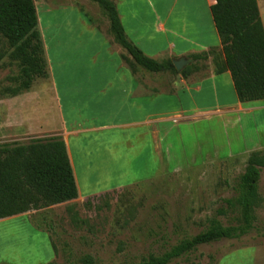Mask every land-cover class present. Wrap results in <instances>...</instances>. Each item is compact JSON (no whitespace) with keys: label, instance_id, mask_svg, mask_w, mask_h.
Instances as JSON below:
<instances>
[{"label":"rangeland","instance_id":"rangeland-1","mask_svg":"<svg viewBox=\"0 0 264 264\" xmlns=\"http://www.w3.org/2000/svg\"><path fill=\"white\" fill-rule=\"evenodd\" d=\"M35 1L38 26L50 65H56L57 60L55 33H59L64 42L62 45L66 47L93 48L103 45L87 30L89 28L82 22L83 14L76 12L68 3L81 8L88 19H96L101 22L100 25L108 26L107 31L111 35L109 22H105L106 17L97 3L89 0ZM130 1L122 0L119 7L130 34L133 30L129 4L136 9L140 19L139 31L143 32L151 23L163 20L169 14L171 5L172 9L175 7L179 11L182 2L134 0L132 4ZM260 2L263 4L264 0ZM260 2L258 0L264 21V7ZM178 16L181 20L184 15ZM171 20H175L174 11ZM204 26L206 30L205 23ZM12 50L0 33V98L6 97L5 88H16L18 85L15 78L19 75V63L11 58ZM200 65L199 75H204L212 63L205 61ZM163 75L155 77L159 81ZM40 81H37L39 87L43 88V81ZM159 87L163 88V85ZM232 87L217 83L213 86L206 80L201 94L196 95V102L202 107L216 108L232 100ZM216 92L218 98L213 95ZM261 103L264 104V101ZM191 105L189 103V107ZM166 106L176 104L170 106L167 103ZM193 116L187 122L177 123L174 119L169 122L164 142L168 147L166 161L148 160L147 153L142 152L133 161V155H126L123 147L105 155L107 161L103 167L110 175L94 182L93 192L97 194L108 186L121 185L110 192V198L95 196L91 205L86 204V199H74L0 221V264H43L49 260L48 246L47 249L44 247L45 234L35 232L31 224L48 231L56 248V257L48 264H83L82 258L86 255L94 258V264H133L206 230L212 219L225 226L238 225L241 222L240 211L235 206H229L226 200L236 197L235 186L245 171L251 151L264 153V109L243 118L218 111ZM30 140L0 145L25 144ZM113 158L117 161H112ZM80 184L85 194L86 186L81 180ZM259 194L257 221L249 234L239 239H222L199 245L196 250L169 264H223L227 260L236 264H264V168L261 170ZM70 204L75 205L79 214L77 223L71 220L66 210ZM222 208L225 213H220ZM236 254L247 255L239 261L232 256ZM250 254L253 259L248 258Z\"/></svg>","mask_w":264,"mask_h":264},{"label":"crops","instance_id":"crops-1","mask_svg":"<svg viewBox=\"0 0 264 264\" xmlns=\"http://www.w3.org/2000/svg\"><path fill=\"white\" fill-rule=\"evenodd\" d=\"M113 1L129 40L149 57L156 60L157 57H162L161 60L187 59L190 65L192 54L211 48L222 54L220 37L211 13V6L216 0H182L179 11L175 7L172 9L171 5L169 14L163 20L151 23L143 32L139 31L137 11L129 4L132 34L127 31L119 8L122 0ZM130 2L133 4L134 0ZM68 5L83 14L82 22L89 28L87 30L103 45L93 48L66 47L62 45L64 42L59 33H55L57 60L56 65H50L47 60L48 77L36 79L28 91L0 98V143L60 136L66 143L76 179L78 198L75 200H91L120 188L121 185L108 186L97 194L93 192V186H96L93 183L102 176L110 175L103 167L107 161L105 155L115 153L118 147H123L126 155L132 154L133 161L141 152L147 153L148 160L166 161L168 147L164 142L172 119L177 123L187 122L195 117L193 115L211 111L243 118L264 109L261 102L243 105L238 100L229 71L215 74L210 66L207 74L199 75L201 70H198L184 78L181 74L149 72L139 65H128L122 57L127 55L126 51L114 41L107 31L108 26L100 25L101 22L96 19L90 22L81 8L72 3ZM260 5L264 7V3L260 2ZM173 11L175 20L170 21ZM178 15H184L182 22ZM105 22L108 23L107 18ZM208 63H212L211 58ZM157 74H164L159 81L155 77ZM38 80L43 81V88L39 87ZM206 80L213 86L216 83L233 86L232 95L230 91L232 100L216 108L198 105L196 95L201 94ZM158 85H163V88ZM167 103L170 106L175 103L176 106L169 107ZM112 161L117 160L113 158ZM79 179L86 186L85 194ZM31 225L35 232L45 234L44 247L47 249L48 246L49 260L43 264H48L56 257L50 234ZM246 255L232 256L240 261ZM248 258L254 257L250 254ZM223 264L236 262L227 260Z\"/></svg>","mask_w":264,"mask_h":264},{"label":"trees","instance_id":"trees-1","mask_svg":"<svg viewBox=\"0 0 264 264\" xmlns=\"http://www.w3.org/2000/svg\"><path fill=\"white\" fill-rule=\"evenodd\" d=\"M89 1L97 3L107 18L114 41L127 53L122 57L128 65H139L149 72L181 74L187 78L193 71L201 70L200 64L211 58L215 74L230 72L238 100L243 105L264 101V24L258 0H216L211 6V13L220 37L222 54H218L214 48L192 54L190 58L193 63L181 71L176 69L173 59L159 61L149 57L129 40L113 0ZM38 25L34 0H0V33L13 48L10 55L19 63L20 69L15 78L18 85L16 88H5L6 97L28 91L36 79L48 77L47 59ZM262 168L264 153L252 152L244 173L236 183V197L226 200L229 206H235L240 211L241 222L238 225L225 226L212 219L206 230L133 264H169L196 250L199 245L222 239H239L249 234L257 221ZM111 196L108 193L102 197ZM76 198V179L66 143L60 136L34 138L25 144L0 145V221ZM92 203V200L86 202L87 205ZM66 210L74 223L79 222L74 204L67 205ZM220 213H225L223 208ZM82 263L94 264V258L86 255Z\"/></svg>","mask_w":264,"mask_h":264},{"label":"water","instance_id":"water-1","mask_svg":"<svg viewBox=\"0 0 264 264\" xmlns=\"http://www.w3.org/2000/svg\"><path fill=\"white\" fill-rule=\"evenodd\" d=\"M173 62L178 71H181L184 68V66L189 63L187 59L173 60Z\"/></svg>","mask_w":264,"mask_h":264}]
</instances>
